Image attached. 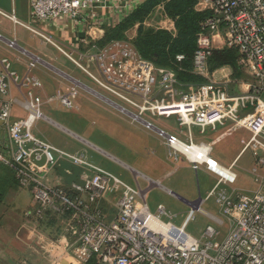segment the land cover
<instances>
[{"label":"built area","instance_id":"2783aa9c","mask_svg":"<svg viewBox=\"0 0 264 264\" xmlns=\"http://www.w3.org/2000/svg\"><path fill=\"white\" fill-rule=\"evenodd\" d=\"M98 2L101 0H32L31 8L40 23L66 19L85 24L90 32L99 24V15L95 11L83 15ZM198 5L211 15L202 24L192 73L207 81L193 86L189 92L183 89L186 87L175 71L144 59L129 42H114L105 48L75 54L44 32L24 26L56 47L108 95V100L136 122L154 128L149 119H175L180 128L189 131L194 127L203 131L226 126L231 130L243 129L251 135L243 141L244 149H261L264 153V0H198ZM2 15L21 24L15 15ZM220 45L237 49L239 66L251 78L238 84L239 92L233 91L235 81L216 79L214 75L212 78L210 74L209 60ZM184 60V56L178 57L179 62ZM37 62L31 63L23 76L9 60L2 62L0 130H8L14 149L9 156L0 153V163L14 169L21 186L31 191L40 206L39 216L51 211L66 217L73 246L56 264H264V155L252 169L257 190L228 191L223 187L232 188L239 179L233 171L235 164L222 167L211 161L207 145L185 142L159 131L171 156H186L194 170L206 166L218 176L206 201L217 198L227 223L213 218L219 228L207 226L201 239L194 238L187 233V227L197 211L204 213L202 199L192 205L182 227L165 223L160 217L172 215L164 206L159 207V215H154L140 188L34 134L36 123L43 118V99L39 94L43 84L33 75ZM11 83L25 91L29 110L27 117L16 121L12 120L13 102L7 99ZM79 90L80 84L76 82L57 98L72 109ZM3 146L0 141V147ZM62 159L84 165L93 170L92 174L68 188L51 185L50 174ZM113 207L117 216L110 221L107 209ZM226 225L227 231L223 233Z\"/></svg>","mask_w":264,"mask_h":264},{"label":"crops","instance_id":"0c3cea01","mask_svg":"<svg viewBox=\"0 0 264 264\" xmlns=\"http://www.w3.org/2000/svg\"><path fill=\"white\" fill-rule=\"evenodd\" d=\"M145 1L101 0L100 3H93L83 16L86 17L91 11H95L99 15V24L89 32L85 24L78 25L66 19L40 23L33 14L32 0H0V73L3 72V60H9L13 69L21 76L27 73L31 63L38 60L36 68L33 70V75L43 84L42 90H39L43 99V118L36 123L33 130L38 138L70 155L84 158L93 166L133 181L146 196L147 203L153 194L163 193L169 199V207L176 206L175 201L177 200L191 207L202 199L203 205H205L207 197H202L201 187L198 186L196 189L192 185L185 184L182 180L189 181L191 171L196 173L202 171L208 175L214 174L206 166L200 167L198 171L194 170L193 164L186 156L182 155L177 159L171 156L159 131L162 130L177 136L185 142L191 140L196 145H207L210 149L211 159L222 167L229 168L236 164L245 152L244 147L234 157L228 155L225 157L223 155L224 148L220 152L216 148L220 147L227 137L238 130H231L230 126L208 128L205 131L197 127L190 131L183 130L175 119H149L154 128L148 127L143 122H136L108 100V95L56 47L24 26L27 25L44 32L63 49L75 52V54L87 50L95 51L112 44L100 46L99 42L104 39L108 29L116 27ZM197 11L206 12L208 10L203 11V7L198 5ZM156 12H160L162 18L166 19L163 21L167 22L166 29L176 32L174 22L167 17L164 8L158 7L154 14ZM2 14L15 15L21 24H15ZM146 25L151 26L147 22ZM138 29L139 27L136 26L129 31L127 40L122 42H129L133 45V41L138 35ZM83 40L88 42L84 44L81 42ZM12 42L15 43V46L11 45ZM225 48L224 45L217 47L219 50ZM240 70L239 75H236L237 72L230 66L212 72L209 65L212 78L214 75L216 79L229 78L236 82L235 85H232L234 92L241 90L238 84L247 83L251 79L243 68L240 67ZM76 82L80 84L79 95L74 102V108L70 109L64 106L57 97L59 93H66L70 90ZM180 83L186 87L183 88L186 92L195 86ZM24 93L25 91L16 84H10L7 99L13 102L12 120L14 121L25 118L29 114ZM0 141L4 145L0 147V153L11 155L14 146L8 130H0ZM243 141L245 140H242V144ZM5 167L15 174V183L5 195L0 212L13 196L19 205V215L15 219L16 229L9 237L12 241L5 242V246L16 245V249L20 248L21 250H17V253L6 248L0 250L1 255L12 259V264H21L23 261H27L29 264H56L73 246V238L67 232L65 224L66 217L51 211H46L42 216H39L40 206L34 200L31 191L21 186L14 169L6 165ZM92 171L70 159H62L51 172L49 181L53 186L68 188L72 183L83 181L84 176L92 174ZM0 173L2 174V171ZM253 183L254 188L249 192L238 191L255 192L258 186L254 176ZM215 186L210 190L212 191ZM158 189L162 192L160 193ZM169 195L175 198H171ZM216 205L218 212L203 208V214L211 219L223 218L217 201ZM160 206L166 205L159 204L158 209ZM107 212L110 221L117 216L115 207L108 208ZM190 212L189 210L187 218ZM170 214L176 217V215ZM2 220L0 215V229ZM40 244L49 249L48 252L53 255L46 262L31 254V252L37 254V249H43V247L37 246ZM18 255H21V258H17ZM6 256H1L4 263L8 261Z\"/></svg>","mask_w":264,"mask_h":264},{"label":"trees","instance_id":"16d2710c","mask_svg":"<svg viewBox=\"0 0 264 264\" xmlns=\"http://www.w3.org/2000/svg\"><path fill=\"white\" fill-rule=\"evenodd\" d=\"M198 0H146L131 12L116 27L108 29L100 46L113 42L127 40V33L139 27L138 35L133 45L138 53L146 60L160 68L175 71L183 84L201 85L207 80L194 75L193 58L198 49V37L202 31V24L211 14L197 11ZM158 7H163L167 17L175 24L176 32L162 28H150L146 22ZM179 56L185 60L178 61ZM239 53L235 48L214 50L210 60V71L214 72L222 67H233L239 75ZM0 207L4 197L15 183V174L0 164Z\"/></svg>","mask_w":264,"mask_h":264},{"label":"rangeland","instance_id":"374dc122","mask_svg":"<svg viewBox=\"0 0 264 264\" xmlns=\"http://www.w3.org/2000/svg\"><path fill=\"white\" fill-rule=\"evenodd\" d=\"M164 18H162V14L160 12H156L148 21L147 23H149L147 27L150 28H165L167 25V22H163ZM151 21V22H150ZM161 120H166V119H161ZM229 128V127H228ZM183 130H187V129H183ZM251 137V135L249 134V132H247L246 130H238L237 132L233 133L232 135H230L229 137H227L225 139V141L221 144L220 147H217L216 150L218 152H220L221 150H223L224 148V152L223 155L226 157L227 155L229 157H234L236 156L244 147V145L242 144V140L244 139L245 141L249 140ZM264 153L261 149H248L245 150V152L240 156V158L238 159L237 163L235 164V167L233 169V171L235 173H237L239 179L236 183L235 186H233L232 188L229 187H223L224 189L231 191V190H240V191H246L249 192V190H252L254 188V183H253V174H252V169L256 166L257 163V159L260 156H263ZM131 174V172H130ZM191 177H189V181H187V179L182 180L185 184H189L194 186L196 189H198L201 187V191H202V197L206 198L209 194V192H211L210 189H212L215 184L218 182V176L216 175H211V174H205L204 172L200 171L198 173L191 171L190 172ZM116 176H118L120 179H122L125 183L133 186V187H137L136 184H134L133 181L128 180L125 177H121L117 174H115ZM159 190V189H158ZM160 193L162 192L161 190H159ZM198 192V190H197ZM171 198H175L171 195H169ZM15 197L13 196L12 198L9 199V201L7 202V204H5V207L2 208L1 210V218H3L2 223H1V229H0V250L2 249H12L14 251H16L18 253L17 250H21L16 249V245H10L9 246H5V242H10L12 241L11 239H9V237L11 236V234L14 232V230L16 229V224H15V219L18 218L19 215V210H18V203L16 202V200L14 199ZM168 197H165V195H163V193L161 194H157V195H152L150 197V199H148V204L150 206V210L154 215H159L158 212V205L159 204H164L166 206H164L169 213H172L174 216L176 215V217H166V216H161L160 219L165 222V223H172L177 227H182L184 222L187 219V215L189 210L191 211L192 206H187L185 204H183L181 201L177 200L175 201L176 206L174 207H169V202H168ZM216 197H213L209 200L206 201L205 205L202 206V208L204 209H208V210H216V212H218L217 210V205H216ZM11 217V218H10ZM11 219V220H10ZM13 219V220H12ZM225 220V218H222ZM226 222V220H225ZM227 223V222H226ZM228 225V224H227ZM227 225L225 227H223V233H226L227 231ZM207 226H213L214 228H219V225L211 218H208L207 216H205L202 212L197 211L195 213V216L193 218V220L189 223L188 227H187V233L189 235H191L194 238L197 239H201L203 236L204 231L206 230ZM4 246V247H3ZM39 247H43L41 244L37 245ZM49 249L43 247V249H37V254H33L31 252V254L33 256H36L37 258H39L41 261H48V258H52V254L50 252H48ZM21 253V252H19ZM3 256L6 255H1L0 253V264H12L13 262H11L12 259L7 258L8 261H6L7 263H4L1 258ZM17 258H21V255L16 256ZM30 258H32V256L30 255ZM13 261V260H12Z\"/></svg>","mask_w":264,"mask_h":264},{"label":"bare ground","instance_id":"6f19581e","mask_svg":"<svg viewBox=\"0 0 264 264\" xmlns=\"http://www.w3.org/2000/svg\"><path fill=\"white\" fill-rule=\"evenodd\" d=\"M213 163H215V161L214 160H211ZM214 166H216V165H214Z\"/></svg>","mask_w":264,"mask_h":264}]
</instances>
